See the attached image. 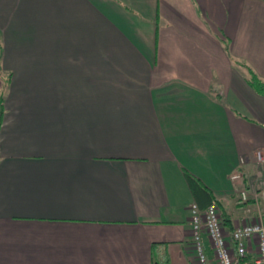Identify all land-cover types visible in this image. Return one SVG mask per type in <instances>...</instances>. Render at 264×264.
<instances>
[{
    "label": "crops",
    "instance_id": "1",
    "mask_svg": "<svg viewBox=\"0 0 264 264\" xmlns=\"http://www.w3.org/2000/svg\"><path fill=\"white\" fill-rule=\"evenodd\" d=\"M249 73L264 0H0V264H195L192 203L264 189Z\"/></svg>",
    "mask_w": 264,
    "mask_h": 264
},
{
    "label": "built area",
    "instance_id": "2",
    "mask_svg": "<svg viewBox=\"0 0 264 264\" xmlns=\"http://www.w3.org/2000/svg\"><path fill=\"white\" fill-rule=\"evenodd\" d=\"M241 173L230 175L233 183L241 179ZM253 204L250 221L228 232L224 229L221 213L214 203L200 208L197 203L190 206L191 248L195 264H264V189L238 190L237 203L244 206L243 212L250 215L249 201ZM204 238L210 244L214 255L209 259L204 245ZM256 249L248 263L244 262Z\"/></svg>",
    "mask_w": 264,
    "mask_h": 264
},
{
    "label": "trees",
    "instance_id": "3",
    "mask_svg": "<svg viewBox=\"0 0 264 264\" xmlns=\"http://www.w3.org/2000/svg\"><path fill=\"white\" fill-rule=\"evenodd\" d=\"M249 84L251 87L260 95L264 96V82H262L259 78H257L253 73H249ZM3 90L0 91V123L2 120V114H3ZM188 183L192 188H195V181L192 179V177L187 176ZM209 202L211 203L210 198H208Z\"/></svg>",
    "mask_w": 264,
    "mask_h": 264
},
{
    "label": "rangeland",
    "instance_id": "4",
    "mask_svg": "<svg viewBox=\"0 0 264 264\" xmlns=\"http://www.w3.org/2000/svg\"><path fill=\"white\" fill-rule=\"evenodd\" d=\"M1 75H2V78H3V72L1 73Z\"/></svg>",
    "mask_w": 264,
    "mask_h": 264
}]
</instances>
